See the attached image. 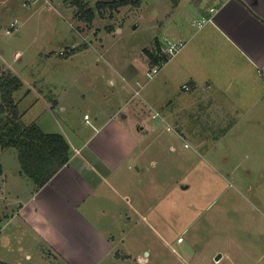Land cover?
Returning <instances> with one entry per match:
<instances>
[{
  "label": "rangeland",
  "instance_id": "1",
  "mask_svg": "<svg viewBox=\"0 0 264 264\" xmlns=\"http://www.w3.org/2000/svg\"><path fill=\"white\" fill-rule=\"evenodd\" d=\"M86 1L88 9H95L102 0ZM170 2L162 1L161 7L172 14ZM148 3L113 15L109 9L96 10L89 23L79 17L73 0H0V68L23 82L15 94L22 124L72 138L90 129L84 124L86 113L106 116L117 108L116 113L123 109L128 116L127 124L136 126L142 113L134 115L135 106H127L134 88L140 93L139 107L142 97L156 93L161 100L163 93L174 109L183 108L185 95L156 78L149 80L152 66L145 60V49L155 37L167 36L169 24L179 18L167 15L161 27L152 16L161 12L159 5L149 8ZM263 106L238 116H218L203 108L189 129L159 121L160 116L151 119V126L159 125L149 135V150L143 160L128 163L134 173L139 166L151 168L156 174L151 182L167 193L159 225L152 218L128 241L138 237L139 248L149 246L145 256L152 253L150 264H264ZM209 117H214L210 124ZM0 165L8 189L16 186L26 194L28 185L35 187L22 173L16 148L0 153ZM141 178L147 181L145 175ZM151 201L156 204L155 198ZM8 220L0 222L3 236L15 229L16 222L7 226ZM42 260L38 252L33 263Z\"/></svg>",
  "mask_w": 264,
  "mask_h": 264
},
{
  "label": "crops",
  "instance_id": "2",
  "mask_svg": "<svg viewBox=\"0 0 264 264\" xmlns=\"http://www.w3.org/2000/svg\"><path fill=\"white\" fill-rule=\"evenodd\" d=\"M162 1H171L169 7L179 20L169 24L162 40L155 37L150 47L158 40L163 50L170 33L175 35L170 40L182 39L187 45L156 79L185 95L183 108L174 109L161 92L163 99L153 93L142 97L139 107L135 101L140 94L134 88L127 106H135L134 115L142 113L136 126L127 124L123 109L117 113V108L112 109L106 116L86 113L88 132L72 138L61 134L70 146L71 160L45 187L37 190L28 185L24 194L16 186L8 189L6 177L0 179V222L10 219L7 226L16 222L8 235L0 234V264H34L38 252L43 253L41 264H150L152 253L145 256L149 246L139 248L138 237L137 242L128 241L152 218L159 225L166 214L161 211L167 193L151 182L156 175L151 168L139 166L134 173L135 167L128 163L143 160L149 150V135L159 125L151 126L153 116L159 114V121L189 129L203 108L218 116H238L264 105V0H145L141 6L159 5L161 12L155 10L152 16L161 27L164 18L172 16L163 10ZM204 18L212 21L200 27ZM145 60L150 64L147 53ZM184 85H190L191 91H185ZM4 175L3 169L1 178ZM144 175L147 181L141 178ZM154 235L161 237L156 231Z\"/></svg>",
  "mask_w": 264,
  "mask_h": 264
},
{
  "label": "trees",
  "instance_id": "3",
  "mask_svg": "<svg viewBox=\"0 0 264 264\" xmlns=\"http://www.w3.org/2000/svg\"><path fill=\"white\" fill-rule=\"evenodd\" d=\"M144 1L102 0L97 2L95 9H88L86 0H73L79 8V17L89 23L93 22L96 10L109 9L113 15L114 11L124 7L140 8ZM112 30V27H108L109 32ZM145 52L150 58L151 66L162 60V47L158 40L152 47L145 49ZM22 88L20 78L0 68V153L7 148H16L22 173L40 190L69 165L70 146L61 134L46 133L37 124H22V114L15 98V94ZM2 175L3 167L0 165V177Z\"/></svg>",
  "mask_w": 264,
  "mask_h": 264
},
{
  "label": "built area",
  "instance_id": "4",
  "mask_svg": "<svg viewBox=\"0 0 264 264\" xmlns=\"http://www.w3.org/2000/svg\"><path fill=\"white\" fill-rule=\"evenodd\" d=\"M215 12H216V8L211 9V13L214 14ZM211 21H212V18H204L200 23V27L205 26L207 23ZM8 33H11V31H8ZM186 45H187V42H185L182 39H176V40L166 39L164 41V48L160 55V57H162V60L155 66H152V69H150L147 73V76H148L147 78L149 80L155 79L156 76L160 74L161 70L165 68L167 64L170 63L171 60H173L177 55H179L185 49ZM183 89L185 91H191L190 85H184ZM139 94L140 93L138 91L137 95ZM158 116L160 115L155 114L153 116V119H156ZM85 120H87L88 122L90 120V116L86 115ZM183 241H184L183 238L179 239L180 243Z\"/></svg>",
  "mask_w": 264,
  "mask_h": 264
},
{
  "label": "water",
  "instance_id": "5",
  "mask_svg": "<svg viewBox=\"0 0 264 264\" xmlns=\"http://www.w3.org/2000/svg\"><path fill=\"white\" fill-rule=\"evenodd\" d=\"M221 259V256L217 257L216 260L219 261Z\"/></svg>",
  "mask_w": 264,
  "mask_h": 264
}]
</instances>
